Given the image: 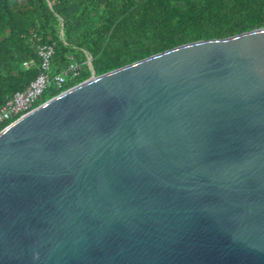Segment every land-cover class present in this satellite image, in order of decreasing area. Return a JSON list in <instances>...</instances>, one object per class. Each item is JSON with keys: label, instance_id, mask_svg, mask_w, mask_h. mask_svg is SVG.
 Returning <instances> with one entry per match:
<instances>
[{"label": "water", "instance_id": "95a60500", "mask_svg": "<svg viewBox=\"0 0 264 264\" xmlns=\"http://www.w3.org/2000/svg\"><path fill=\"white\" fill-rule=\"evenodd\" d=\"M0 264H264V28L92 76L4 128Z\"/></svg>", "mask_w": 264, "mask_h": 264}, {"label": "trees", "instance_id": "16d2710c", "mask_svg": "<svg viewBox=\"0 0 264 264\" xmlns=\"http://www.w3.org/2000/svg\"><path fill=\"white\" fill-rule=\"evenodd\" d=\"M263 28L264 0H0V107L41 74L40 46L53 47L52 77L71 61L80 70L61 90L50 87L35 108L92 76Z\"/></svg>", "mask_w": 264, "mask_h": 264}, {"label": "built area", "instance_id": "2783aa9c", "mask_svg": "<svg viewBox=\"0 0 264 264\" xmlns=\"http://www.w3.org/2000/svg\"><path fill=\"white\" fill-rule=\"evenodd\" d=\"M61 35L63 36V31H61ZM38 54L42 59L41 74L24 91L15 93L0 107V129L6 124L9 126L20 117L34 110L38 101L50 87L54 86L57 90H61L68 76H72L73 78L78 77L80 65L76 61H71L62 73L53 77L51 76L52 46H40ZM31 65H33V62L24 63V66L27 68ZM88 65L93 69L90 58H88Z\"/></svg>", "mask_w": 264, "mask_h": 264}]
</instances>
